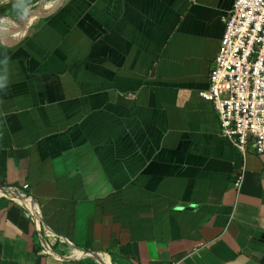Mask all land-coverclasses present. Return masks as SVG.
Wrapping results in <instances>:
<instances>
[{"label":"crops","instance_id":"crops-1","mask_svg":"<svg viewBox=\"0 0 264 264\" xmlns=\"http://www.w3.org/2000/svg\"><path fill=\"white\" fill-rule=\"evenodd\" d=\"M15 2L0 185L34 210L0 198V264H264V159L199 97L234 0Z\"/></svg>","mask_w":264,"mask_h":264},{"label":"built area","instance_id":"built-area-1","mask_svg":"<svg viewBox=\"0 0 264 264\" xmlns=\"http://www.w3.org/2000/svg\"><path fill=\"white\" fill-rule=\"evenodd\" d=\"M208 81V89L199 92V97L217 113L220 136L241 153L249 150L264 159V0H234L224 19ZM243 178V173L235 175V190L240 189ZM28 191V184L20 188L2 184L0 198L18 203L22 199L28 203L25 210L33 213ZM33 217L42 230L36 211Z\"/></svg>","mask_w":264,"mask_h":264},{"label":"trees","instance_id":"trees-1","mask_svg":"<svg viewBox=\"0 0 264 264\" xmlns=\"http://www.w3.org/2000/svg\"><path fill=\"white\" fill-rule=\"evenodd\" d=\"M37 0H17L14 4L10 6L11 10L15 14H19L20 12L23 11V9L29 5H32L36 2ZM3 12H5L3 10ZM79 264H88L87 261H79Z\"/></svg>","mask_w":264,"mask_h":264},{"label":"clouds","instance_id":"clouds-1","mask_svg":"<svg viewBox=\"0 0 264 264\" xmlns=\"http://www.w3.org/2000/svg\"><path fill=\"white\" fill-rule=\"evenodd\" d=\"M3 78H0V80H2ZM6 85L4 84V83H2V82H0V88H3V87H5Z\"/></svg>","mask_w":264,"mask_h":264}]
</instances>
